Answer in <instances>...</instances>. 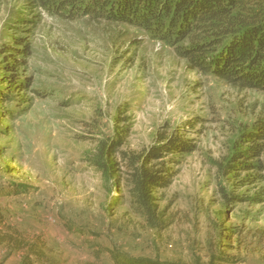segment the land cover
<instances>
[{
	"label": "rangeland",
	"instance_id": "1",
	"mask_svg": "<svg viewBox=\"0 0 264 264\" xmlns=\"http://www.w3.org/2000/svg\"><path fill=\"white\" fill-rule=\"evenodd\" d=\"M261 123L263 91L191 69L133 25L0 0V232L37 242L43 264H117L109 250L264 264V140L253 157L242 136ZM176 138L192 149H168ZM105 141L111 181L92 165ZM144 161L172 179L153 190L155 221L132 195ZM24 253L0 240V264Z\"/></svg>",
	"mask_w": 264,
	"mask_h": 264
},
{
	"label": "trees",
	"instance_id": "2",
	"mask_svg": "<svg viewBox=\"0 0 264 264\" xmlns=\"http://www.w3.org/2000/svg\"><path fill=\"white\" fill-rule=\"evenodd\" d=\"M32 1L50 15L62 19L88 17L133 25L144 31L150 39L171 47L180 58L187 61L191 69L241 88L264 92V0ZM242 136L247 141L256 142L250 151L253 157L259 156L263 146L258 141L264 140V123L252 131H243ZM117 142H102L92 160V165L109 181L116 171L111 155L115 152ZM181 146L184 151L192 149L187 142L182 143L180 138H176L167 148L178 149ZM233 159L234 156L228 162H233ZM243 165L247 168L253 164ZM229 167L233 170L237 165ZM158 172L151 170L144 161L131 173L134 201L138 209L153 221L156 218L153 190L157 186L168 185L172 180ZM230 230L233 231L229 236L232 239L237 231L235 228ZM0 233V240L8 248L25 251L21 264L44 263L42 258L45 252L37 242L10 227ZM109 251L117 264H174L144 257L130 258L120 252Z\"/></svg>",
	"mask_w": 264,
	"mask_h": 264
}]
</instances>
